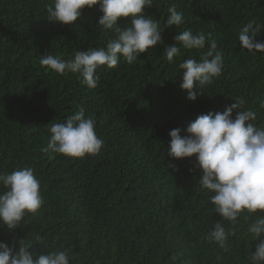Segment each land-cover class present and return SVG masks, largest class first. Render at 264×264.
<instances>
[{"label": "trees", "instance_id": "16d2710c", "mask_svg": "<svg viewBox=\"0 0 264 264\" xmlns=\"http://www.w3.org/2000/svg\"><path fill=\"white\" fill-rule=\"evenodd\" d=\"M51 2L0 0V173L33 168L45 201L15 229L0 226V241L14 252L20 240L37 253L67 249L75 257L69 264H173L172 257L175 264H244L251 237L243 218L227 252L208 241L220 219L212 193L199 185L195 156L175 159L167 148L170 130L185 129L200 114L223 112L236 98L256 112L257 125L264 124V53L252 55L238 41L240 29L253 22L261 25L257 40L264 42V0H154L145 16L163 27L174 5L185 23L165 28L164 44L136 62L121 58L115 68L98 69L95 89L82 85L78 74L61 76L39 61L45 54L73 59L77 51L105 46L113 33L97 24L98 7L62 25L48 19ZM119 23L130 26V18ZM184 30L210 32L224 56L221 77L196 100L180 88L178 65L199 60L207 41L204 49L181 48L174 63L163 52ZM79 106L96 119L101 153L81 159L42 151L50 124L66 122Z\"/></svg>", "mask_w": 264, "mask_h": 264}, {"label": "clouds", "instance_id": "9594fccd", "mask_svg": "<svg viewBox=\"0 0 264 264\" xmlns=\"http://www.w3.org/2000/svg\"><path fill=\"white\" fill-rule=\"evenodd\" d=\"M154 0H52L47 5L48 19L62 25L73 24L85 8L98 7L102 15L98 25L113 35L106 45L77 51L73 59L65 60L61 55H41L40 65L64 76L78 74L82 85L95 89L100 81L98 69L115 68L123 58L128 64L138 60L141 53L148 52L158 43L163 45L162 32L172 26L185 23L184 15L173 5L163 25L150 16ZM121 18H130V26L123 27ZM261 25L249 22L238 33L241 49L252 55L264 53V42L257 40ZM174 43L164 47L166 60L174 63L185 50H200L208 44V50L199 60L186 58L178 67L183 70L180 88L187 90V98L196 100L205 86L221 77L224 68L223 53L209 32L184 30L174 36ZM223 112L209 111L200 114L185 129L170 130L171 137L167 155L175 159L195 156V167L202 171L199 177L201 189L212 195L209 200L214 212L220 216L207 233V239L216 243L225 252L229 250V237L235 235V226L243 218L250 235V251L244 264H264V124L257 125V114L250 108H243V98ZM264 108V99L260 100ZM237 110L235 116L233 111ZM94 116L86 115L83 106L70 115L64 123H51L47 146L41 150L54 152L72 158H84L101 153L104 140L97 135ZM186 133V134H183ZM175 167V165H170ZM0 226L15 229L27 214L35 215L44 205L39 179L34 169L25 167L11 173H0ZM258 210H260L258 212ZM225 222L231 227L226 229ZM39 240L40 237H37ZM255 251H251V242ZM18 251L5 241H0V264H69L75 259L67 249L37 253L32 245L20 240ZM175 264L176 257L171 258ZM182 264H189L188 260Z\"/></svg>", "mask_w": 264, "mask_h": 264}]
</instances>
